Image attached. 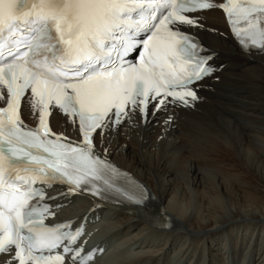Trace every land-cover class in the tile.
<instances>
[{"label":"snow or ice","instance_id":"obj_1","mask_svg":"<svg viewBox=\"0 0 264 264\" xmlns=\"http://www.w3.org/2000/svg\"><path fill=\"white\" fill-rule=\"evenodd\" d=\"M214 8L245 50L264 51V0H0V264L94 257L73 247L83 229L45 224L54 213L37 183L143 203L144 190L130 192L128 174L95 153L93 134L131 113L145 119L150 104L197 99L189 86L212 73L211 57L181 28L201 27L188 13ZM22 102L35 129L21 118ZM51 108L78 126L79 144L52 132Z\"/></svg>","mask_w":264,"mask_h":264},{"label":"bare ground","instance_id":"obj_2","mask_svg":"<svg viewBox=\"0 0 264 264\" xmlns=\"http://www.w3.org/2000/svg\"><path fill=\"white\" fill-rule=\"evenodd\" d=\"M194 31L224 66L195 110L165 106L145 127L132 113L99 134L108 156L152 192L145 210L111 208L107 235L127 250L104 264H264V53H243L216 13ZM53 121L75 132L59 112Z\"/></svg>","mask_w":264,"mask_h":264},{"label":"rangeland","instance_id":"obj_3","mask_svg":"<svg viewBox=\"0 0 264 264\" xmlns=\"http://www.w3.org/2000/svg\"><path fill=\"white\" fill-rule=\"evenodd\" d=\"M145 210V209H144ZM172 255V254H171Z\"/></svg>","mask_w":264,"mask_h":264}]
</instances>
